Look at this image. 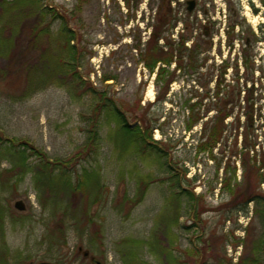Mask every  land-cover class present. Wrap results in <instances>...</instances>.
<instances>
[{"label":"rangeland","instance_id":"obj_1","mask_svg":"<svg viewBox=\"0 0 264 264\" xmlns=\"http://www.w3.org/2000/svg\"><path fill=\"white\" fill-rule=\"evenodd\" d=\"M159 1L129 0L127 5L125 0H42V4L62 17L73 32L71 43L80 56L77 66L80 86L74 90L68 85L59 86L61 80L56 78L55 83L29 93V84L17 64L15 73H7L4 79H0V135L28 142L44 151L49 160L68 159V166L77 162L79 169H86L89 176L95 178L100 191L95 203L92 202V192L88 193L87 212L91 224L88 216L84 223L83 217L73 211L76 199L79 205L83 200L87 203L86 198L81 199L79 195L72 201L65 200L64 206L71 202L72 209L69 215L62 217V212L53 214L42 206L43 200L51 197L50 192L35 183L32 171L35 157L27 158L26 172L17 167L12 169V160L0 159V254L8 259L7 263L16 259L22 264L41 261L94 264L88 256L77 251L81 246L101 264H123L118 250L124 248L121 243L128 239L138 241L134 250L148 264H169L170 257L150 246L153 237L158 238L161 246L171 243L172 253L189 264L227 261L235 264L237 258H253L256 243L264 234L259 219L250 214L253 204L250 203L248 213L230 209L232 198L220 185L223 177L221 161L227 156L232 168L238 159V155L236 159L232 155L237 150L234 131L229 134L225 147L219 141L212 153L200 150L196 140H200L203 126L210 120L203 114L204 104L208 102L204 95V81L190 76L188 68L178 71L169 65L167 73L157 82L155 71L150 73L142 61L140 49H146L151 26L157 23ZM196 1L201 17L195 22L192 21L194 15L188 16L186 12V0H169L177 22L172 29L162 31L173 51L177 52L182 34L189 45L194 40L203 47L204 38L198 35H202L203 9L209 0ZM232 1L236 8L246 12L243 18L247 30L253 35L260 34L261 20L264 19L260 0L253 3L258 5L254 7L257 11L252 10L251 0ZM60 27L61 20H53L50 43L47 41V46L56 50L65 40L58 36ZM18 38L25 42L24 36ZM43 44L46 46L45 40ZM159 44L158 41L157 46ZM16 46L21 48L20 42ZM183 46L188 48L186 43ZM258 46L264 50V44ZM183 55L185 62L186 55ZM41 69L36 66L35 71ZM171 73L173 78L169 80ZM104 76L110 79L102 81ZM148 90L153 93L151 99ZM102 94L120 107L127 122L143 126L144 122L150 121V125L156 128L153 138L160 141L157 146L163 150L164 160L158 163L156 157L148 159L141 152L130 153L131 147L126 148L118 142V122L105 120L97 114L96 98ZM190 104H196L193 110L199 111L202 118L187 131L184 127ZM211 113L214 114V110ZM96 120L99 124L95 123ZM93 124L98 127L99 139L91 144L87 143V136ZM254 124L261 125L260 121ZM263 129L259 132L263 133ZM260 137L261 148L264 134ZM19 162L22 163L23 159L20 158ZM19 162L16 164L22 165ZM161 162L178 174L179 188L174 187L170 179L172 173L162 168ZM235 178L236 183L241 182L240 178ZM254 186L255 192L264 195L261 185ZM179 189L192 195L194 209L182 208L179 225H169L175 214L170 196ZM138 197L139 202L133 205V200ZM52 198L57 195L52 194ZM16 200L23 201V211L13 207ZM60 216L62 224H58ZM89 225L97 231L95 240L94 235L82 229ZM59 230H63L65 241H62ZM56 234L58 240L54 238Z\"/></svg>","mask_w":264,"mask_h":264},{"label":"trees","instance_id":"obj_2","mask_svg":"<svg viewBox=\"0 0 264 264\" xmlns=\"http://www.w3.org/2000/svg\"><path fill=\"white\" fill-rule=\"evenodd\" d=\"M125 2L127 5L129 4V0H125ZM57 19L61 20V27L58 30V36L61 40L65 39L63 41L65 44L62 43V45H59L57 47L58 50L50 45V47L47 46V41L50 43V27L52 26L53 20ZM170 21V14H167L164 18L163 27L170 26ZM160 33L161 28L156 24L152 27V32L150 33L148 40L145 42L146 49H140L142 61L150 73L154 72L159 59L157 40L160 37ZM18 36H24V38H26L25 42H22L24 39L22 38V40L18 38ZM73 38V32L67 26L66 21L43 5L42 0H0V79H4L7 73H15V67L19 64L22 69L20 72L23 73L26 84H29V93L55 83L56 78L57 80H61V83H58L59 86L68 85L71 87L70 89H77V87L80 86L79 82H81V76L77 72L80 56L78 49L71 43ZM43 40L46 42V46L44 47ZM17 42H20L21 44V48L19 49H17L16 46ZM152 42H154L153 45H151ZM183 44L184 37L181 36V40L176 47L179 59L181 60L177 65L179 68H182L183 54H186V57L188 58L191 57L190 49L185 48ZM167 45L170 51L168 53L169 60L167 61L169 62L173 56L172 51L174 48L168 40ZM36 66H41L42 69L35 71ZM165 73H167V70H165V72L160 70L155 71L156 81L158 82ZM34 76L37 79H35ZM108 79L110 78L104 76L101 80L107 81ZM93 93H91V95L95 98ZM96 101L98 102V106L95 107L96 110H98L97 114L99 116L102 115L105 120L111 121V119H115L118 122L117 140L121 145H124V147H131L132 149L129 151L130 153L141 152L148 159L156 157L158 163L161 160H164V152L157 146L160 141L153 138V131L156 128L150 125L149 120L144 122L143 126H140L139 124H131L127 122L125 113L122 112L120 107L107 98L105 94L96 98ZM196 104H190L188 106L190 111L184 127L187 131H190L202 118L199 111L194 112L193 110ZM96 110L94 109L93 112H96ZM95 123L99 124V120H96ZM221 129V120L219 117L214 118L211 123H205L200 140H196L199 149L210 152L220 141ZM88 133L87 143L90 142L91 144H94L98 141L99 134L96 124L92 125ZM28 157H35L36 159L32 171L37 187H43L42 189L44 191L50 192L49 197L51 198L43 200V208L49 209L53 214L62 212V217L64 215H69V211L72 209V203L66 202L64 206V202L65 200L72 201L75 196L79 195L81 196V199L85 197L87 203L83 200V203L81 202L79 205V201L76 199V201H74L75 208H73V211H75L78 217H83L82 222L84 223H86V217L88 216V223L91 224L92 219L87 212V206L89 205L88 198L90 192H92V202H97L100 186L98 185V182L94 180L95 178H93V176H89L86 169H79L77 162L75 161L68 166L67 163H70V160L68 161V159L64 160L56 158L54 161L49 160L44 151L31 146L28 142L8 139L6 137L2 138L0 135V159L7 158L12 160L14 164L12 169L17 167L21 171L26 172L28 170L26 164ZM20 158L23 159L22 163L19 162ZM16 161L22 165L18 166ZM161 163L162 164L160 165L162 168L166 171L168 170L167 172L172 173L170 179L172 180V183H174V187L179 188L180 178L178 177V174L174 173L172 168L167 167L166 163ZM185 174L186 172L184 170L183 178ZM145 183L147 184V182ZM52 194L57 195V198H52ZM173 194L174 195L170 196V199L172 206H175V214L174 218H171L172 221L169 222V225H179L178 219L182 215V208L184 210L194 209L193 204H191L193 202V197L182 189H179L177 193ZM139 199V197L135 198L133 200V205L139 202ZM62 217L60 216L58 224H62ZM76 217L74 216V218ZM71 218L74 219L73 217ZM1 219L3 220V218ZM82 229L84 232L87 230L90 235H94V240L97 239V231H94V227H90L89 225L87 229ZM58 232L59 235L63 237L62 241H65L63 230H59ZM59 235L56 234L54 238L58 240ZM150 240L151 242L149 244L152 249L170 257L169 264H189L185 260H180L181 258L172 253L173 246L171 243L169 244L166 242V246H161L157 237H153ZM137 243L138 241H129L128 239L123 240L121 244L124 248L118 250L123 264H148L147 261L140 259L136 250H134V247L138 246ZM0 255V264H22V262L16 261V259L14 261L12 260V262L10 260V263H7L8 259L4 254L1 253ZM254 261L253 258H247L244 260L241 259L235 264H256ZM215 264L233 263L227 261Z\"/></svg>","mask_w":264,"mask_h":264},{"label":"flooded vegetation","instance_id":"obj_3","mask_svg":"<svg viewBox=\"0 0 264 264\" xmlns=\"http://www.w3.org/2000/svg\"><path fill=\"white\" fill-rule=\"evenodd\" d=\"M187 1L184 3L186 12L188 16L194 15L192 21L196 22L197 18L201 17L197 8L198 2L193 0L191 9L187 10ZM251 2L252 10L257 11L254 7L258 5L253 4L254 0ZM259 2L264 10V0ZM167 14L171 17L170 26L163 27ZM243 15H246V12L236 8L232 0L222 3L209 0L203 9L202 35H198L204 38L203 47L194 43V40H191L192 45L184 41L190 49L191 57H185V62L182 60V68H179L177 65L181 60L176 51H172L173 56L167 62L170 51L162 31L165 28L172 29L177 18L172 14L169 0H160L156 11V24L161 28L157 40L160 44L156 71L165 72L167 67L172 65L173 69L177 68L178 71L188 68L189 75L195 77V80L202 78L204 95L208 97L207 104H204V116L210 119L209 123L216 117L220 118V143L223 142L224 147L229 134L234 131L237 150L232 155L235 159L238 155V159L232 168L227 156L221 161L223 177L220 178V185L232 198L230 209L234 208L238 213H248L250 203L253 204L250 214L259 219L264 231V195L254 190L255 184L261 185L264 190V151L260 153L264 146L259 147L260 136L264 134L259 132V129L264 128V50L258 46L264 44V19L261 20L260 34L253 35L244 26ZM246 21L249 22V19L246 18ZM181 36L185 38V35ZM172 74L169 75V80L173 78ZM213 110L214 114L211 113ZM209 113L211 114L207 117ZM255 121H260L261 125H255ZM255 132L259 134H254ZM212 150L209 153H212ZM235 176L240 178L241 182L236 183ZM256 244L254 263L264 264V234ZM239 260L237 258V262Z\"/></svg>","mask_w":264,"mask_h":264},{"label":"water","instance_id":"obj_4","mask_svg":"<svg viewBox=\"0 0 264 264\" xmlns=\"http://www.w3.org/2000/svg\"><path fill=\"white\" fill-rule=\"evenodd\" d=\"M187 4L189 6H187V10H190L192 5H193V0H188L187 1ZM13 207L19 211H23L25 209V205L23 203L22 200H16L14 203H13ZM79 252H81V254L84 256V257H89V260L91 263H94V264H101L100 261L93 255H90L89 254V251L88 250H82V247L79 246L78 247V250ZM37 264H51L50 262H47V261H41V262H38Z\"/></svg>","mask_w":264,"mask_h":264},{"label":"bare ground","instance_id":"obj_5","mask_svg":"<svg viewBox=\"0 0 264 264\" xmlns=\"http://www.w3.org/2000/svg\"><path fill=\"white\" fill-rule=\"evenodd\" d=\"M148 97H149V99H151L152 98V96H153V93H152V91L151 90H148Z\"/></svg>","mask_w":264,"mask_h":264}]
</instances>
